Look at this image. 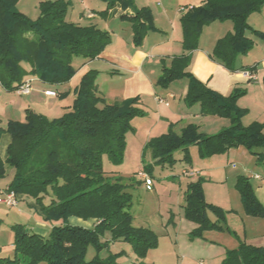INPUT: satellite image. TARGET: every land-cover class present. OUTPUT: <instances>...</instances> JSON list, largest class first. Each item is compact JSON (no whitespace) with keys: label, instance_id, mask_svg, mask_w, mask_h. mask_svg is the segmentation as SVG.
I'll list each match as a JSON object with an SVG mask.
<instances>
[{"label":"trees","instance_id":"16d2710c","mask_svg":"<svg viewBox=\"0 0 264 264\" xmlns=\"http://www.w3.org/2000/svg\"><path fill=\"white\" fill-rule=\"evenodd\" d=\"M19 1L0 0V85L8 92H16L31 76L48 85L68 84L77 73L75 59H81V63L94 61L112 42L110 33L97 26L68 21L65 0L42 1L37 21L18 10ZM102 1L108 4V11L116 7L123 11L120 19L131 24L135 45H141L150 32L158 31L148 8H134L133 0ZM263 7L264 0H205L200 6L185 7L180 19L184 51L198 49L205 27L231 22L233 32L218 40L210 57L232 73L255 72L254 67L239 66L238 60L255 46L248 33L264 40V34L248 23L250 15ZM190 62V56L184 54L174 58L169 67L163 65L156 85L166 89L177 80L187 79L185 103L189 107L199 104L202 116L229 119L230 126L211 136L200 133L195 125H188L179 134L171 126L166 134L151 139L146 150L163 166L176 163L177 151H183V161L191 164V147L197 148L201 159L243 147L264 163V125L254 122L245 127L241 122L246 110L237 102L245 91L235 89L223 96L211 90L187 71ZM96 74L89 71L83 76L72 110L63 117L51 122L27 110L25 122L11 121L6 130H1L11 135V143L7 159L0 155V180L7 166L13 168L15 179L7 191L35 199L40 215L55 225L48 238L27 225L12 226L14 257L0 255V264H118L111 257L86 259L90 247L103 248L101 241L106 232L129 243L140 256L157 246L152 230L134 226L129 212L132 197L122 178L110 183L103 167L104 157L116 166L123 163L127 134L135 130L132 121L146 113L140 107V97L108 104L99 95ZM144 169L150 175L153 167L146 165ZM235 189L245 214L264 219V206L249 178L238 177ZM47 198L48 206L44 204ZM210 211L218 217L216 221L210 219ZM183 212L196 225L191 240L204 239L208 231L236 236L227 226L223 209L207 203L202 178L187 186ZM71 218L93 221L95 225H73ZM222 264H264V247L239 241L237 248L226 252Z\"/></svg>","mask_w":264,"mask_h":264},{"label":"rangeland","instance_id":"374dc122","mask_svg":"<svg viewBox=\"0 0 264 264\" xmlns=\"http://www.w3.org/2000/svg\"><path fill=\"white\" fill-rule=\"evenodd\" d=\"M44 0H20L17 8L26 15L30 20L37 21L41 17L40 4ZM188 1L194 0H169L165 1L175 4V8L180 9ZM68 5L67 20L82 26H97L103 31L117 33L123 38L131 36V24L120 19L123 11L120 8H114L108 11V4L102 0H65ZM134 8H148L154 18V13L163 10L164 3L161 0H133ZM158 2L162 7L158 6ZM264 11V7L262 9ZM259 13L250 15L248 19L249 25L256 26L254 20L263 18ZM89 14H92L89 17ZM158 14V13H157ZM160 27L167 28L166 22H157ZM216 27L206 31L204 40H210L216 36V32L221 30L226 32L232 27L231 22L217 23ZM155 25V22H154ZM156 26V25H155ZM211 26V25H210ZM208 28H210L208 26ZM155 38L158 35H153ZM115 37V36H114ZM257 39V38H256ZM260 41L259 39H257ZM208 42V41H207ZM258 54L253 52L247 54L245 63ZM242 56V57H244ZM251 56V57H249ZM81 63V59H75V64ZM161 62L159 67V72ZM75 76L71 83L65 89V95L61 97L47 98L44 89L58 88L57 85H43L35 83L33 76L26 77L34 79L35 86L29 95L19 96L16 92H8L0 85V133L1 136L6 134L1 130H6L11 121L25 122L27 110H31L37 114H41L49 121H54L63 117L70 112L74 100L76 98V89L80 86L83 76ZM119 75L108 74L102 72L98 75L96 84H99V95L103 97L108 104H114L123 100ZM23 82V83H24ZM188 80L182 79L173 82L170 91L176 99L165 98L161 94V98L172 108H190L184 101L185 89ZM61 85V87H62ZM57 87V88H56ZM158 94L164 89L158 86ZM57 94V93H56ZM184 99L180 102V100ZM61 102V103H60ZM183 104V105H182ZM70 106V107H69ZM57 108V109H56ZM142 110L146 113L143 118H135L132 125L135 128L127 134V146L124 152V161L121 165H113L107 157L103 159V167L110 183H115L114 178H122V183L127 186V192L132 197V204L129 212L134 218V226L137 228H148L157 236V246L150 249L144 256L137 254L131 245L123 239H114L111 232H106L102 237L103 248L96 249L90 247L87 251L86 259L91 261L99 256L102 259L111 257L118 264H222L223 257L219 253V245H227L226 240L235 238L237 241H243L244 237H252L258 235L257 222L262 219L249 217L245 214L240 196L235 189L237 178L245 176L243 169L244 164H231L235 160H220L219 157L201 159L193 154L195 161L191 164L183 161V151L174 153L176 163L173 166L158 164L152 158L146 145L151 135V128L155 119L160 120L157 113L158 103L155 98H148L142 105ZM162 127H165L162 123ZM167 130L159 132V127L155 130L152 139L166 134ZM186 128V127H185ZM177 133L178 128L174 129ZM181 131V130H180ZM209 131V130H203ZM210 134L215 135L218 134ZM0 136V138H1ZM240 163H245L241 161ZM153 167L151 173L152 186L151 190H147L144 180L139 176V172L144 171L145 166ZM145 172V171H144ZM203 179V189L207 203L220 207L225 212L227 226L236 236L228 232L208 231L204 233V239L191 240L190 234L193 231L192 222L184 217L183 207L185 205L186 187L190 182ZM15 179V170L9 166L6 169V175L0 180V186H9ZM9 192V191H5ZM1 196V195H0ZM49 198L44 200L46 206L49 205ZM41 211L35 199L28 197H19L18 206L8 207L0 203V255L3 257H14V232L12 226L27 225L29 228L35 227L36 215ZM210 219L216 221L218 217L213 211L209 212ZM70 224L91 228L95 225L93 221H84L77 218H71ZM60 225V223H58ZM53 226L49 224L48 230L35 229V233L48 238L51 234ZM222 236V237H220ZM232 236V237H231ZM206 237L208 239H206ZM233 239V240H235ZM209 240V241H207ZM215 241L216 243L214 244Z\"/></svg>","mask_w":264,"mask_h":264},{"label":"crops","instance_id":"0c3cea01","mask_svg":"<svg viewBox=\"0 0 264 264\" xmlns=\"http://www.w3.org/2000/svg\"><path fill=\"white\" fill-rule=\"evenodd\" d=\"M161 1L164 3V7H162L159 2L158 6L162 7L163 10L158 11V14L156 12L154 13V22L158 31L150 32L149 34H147L141 45L138 46L133 42L131 28V36L128 38H123L117 33L113 34L112 32L111 44L106 47V49L98 59L87 63L78 62L77 73L75 76L79 77L85 72L96 71L97 80L98 75L102 72H107L111 75L117 74L121 79L119 84L121 85L123 100L140 97V107H142L145 100H147L148 98H155L158 103L157 113L160 115V120H158V118L157 120L155 119L154 124L151 128V135L148 137V142L152 139L155 130H157L159 127H161L159 129V132H162L163 130H167L168 126H173V129L178 128V134L181 133V131L188 125L198 126L199 132L205 135L220 132L230 126L229 119L221 118L218 116H202L200 115L199 104L188 109L181 107L172 108L170 104L166 103L169 99H176V97L170 91L171 85L166 89L163 88L164 91L158 94L159 90L156 82L162 74V65L160 68L161 73H158L161 62L169 67L174 58L180 57L184 54H188L191 58V62L187 71L193 74L200 82L204 83L211 90L223 96H229L235 89H241L245 91V94L240 97L237 102L239 108L246 110V114L241 119L243 126H249L254 122H258L264 125V40L257 38L260 40L258 41L255 36H253L251 33H248V37L251 38L255 43L253 50L249 54L255 52L258 55L254 57L253 61L250 60L248 63H245V59L247 56H241L238 60V65L251 68L254 67L255 72L251 73L249 71H239L236 73H232L222 65L214 62L211 59L210 55L212 54L218 40L224 37L227 33L233 32V26H229L230 29L227 32L225 30L224 33H222L223 31L221 30L217 31V35L210 40H204V35L206 31L209 32L211 27H216L215 25H219L217 24L219 22L211 24V26H209L210 28L205 27L200 37L198 49L187 53L184 51L182 46L183 30L180 22V19L183 15L182 10L185 7L200 6L204 3L205 0L188 1L184 5L180 6L179 11L177 8H175V4L165 2L169 0ZM91 15L92 14H89V17ZM260 15H262L263 18L261 20H257L254 18L256 26L252 27L250 25V27L253 30L259 31L264 34L263 10L261 11ZM163 21L167 24V28L165 29L164 27H160V24L157 25V22L162 24ZM153 35H158V37L155 38V36ZM246 73L250 74V76H247ZM71 81L68 83V85L71 83ZM35 83L43 85L37 79ZM68 85H62V87L61 85H57L58 88L56 87V90H44L45 92L54 91L57 93L56 97H61L65 95V87ZM187 89L188 84L186 89L184 90L185 95L187 94ZM161 94L165 98H167L166 102L161 98ZM51 97L53 96H47V98ZM183 99L184 97L180 100V102ZM162 123L165 127L161 126ZM160 136L161 135L157 137ZM10 143V134L6 133L1 136L0 155L3 160H6L8 157V147ZM193 154H196L199 157L196 147L190 148L192 162L195 161ZM215 157H219L220 160L225 159L228 162L235 160L231 163L233 165L244 164L245 167L243 168L245 169L243 170L245 171V177L249 178L257 198L264 206V163L258 162L256 157L243 147L230 149L225 154L211 157V159ZM241 161H244L245 163H240ZM7 187L8 186H0V195L7 190ZM19 197L22 196H18V198ZM37 214L38 215H36V223L35 227H33V230L34 228L48 230L49 224L51 226L55 225L46 222L40 215V213ZM261 221L262 222H257L256 224L258 235H254L252 237H248V235H246L244 237V240L247 244L264 247V219H262ZM195 228L196 225L193 226L192 229L194 230ZM30 229L32 228L30 227ZM206 239L208 238L206 237ZM233 239L235 238L232 237L226 240L227 245H219V253L224 256L223 258H225L226 252L228 250H232L238 247L239 242L237 241V239ZM197 240L200 239H196L195 241ZM211 242H214V244L216 243L215 241Z\"/></svg>","mask_w":264,"mask_h":264},{"label":"built area","instance_id":"2783aa9c","mask_svg":"<svg viewBox=\"0 0 264 264\" xmlns=\"http://www.w3.org/2000/svg\"><path fill=\"white\" fill-rule=\"evenodd\" d=\"M247 76H250V74L246 73ZM35 79V78H34ZM34 79H28L26 80L22 86L20 87V89L17 91V94L19 96H27L30 94L33 85H34ZM45 94L47 96H53L56 97L57 94L54 91H46ZM139 176L144 180L146 186H147V190H151V186H152V179L151 176L148 175L146 172L142 171L139 172ZM18 196L13 193V192H4L1 194L0 196V203L2 205H6L8 207H16L18 206Z\"/></svg>","mask_w":264,"mask_h":264}]
</instances>
